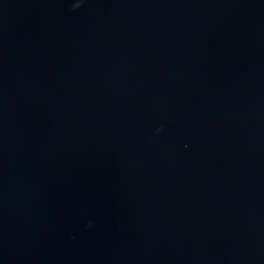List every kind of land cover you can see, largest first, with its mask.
<instances>
[{
    "label": "water",
    "instance_id": "95a60500",
    "mask_svg": "<svg viewBox=\"0 0 264 264\" xmlns=\"http://www.w3.org/2000/svg\"><path fill=\"white\" fill-rule=\"evenodd\" d=\"M0 264H264V0H0Z\"/></svg>",
    "mask_w": 264,
    "mask_h": 264
}]
</instances>
